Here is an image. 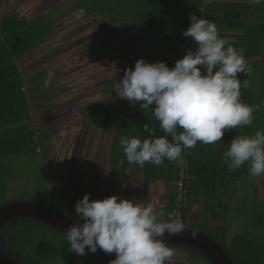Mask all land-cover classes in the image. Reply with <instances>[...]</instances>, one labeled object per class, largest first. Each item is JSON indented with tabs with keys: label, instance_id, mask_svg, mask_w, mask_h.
<instances>
[{
	"label": "trees",
	"instance_id": "1",
	"mask_svg": "<svg viewBox=\"0 0 264 264\" xmlns=\"http://www.w3.org/2000/svg\"><path fill=\"white\" fill-rule=\"evenodd\" d=\"M202 5L203 0H77L73 8L81 10L83 17L103 14L106 6L121 15H127L131 19L135 39L142 44L138 59L143 58L148 63L163 61L171 68L187 50H193L190 38L183 37L182 31L190 25V15L200 16ZM205 9V18L218 26L222 38L236 48H246L245 57L252 71L247 76L238 74V78L241 81H249L250 75L255 71L256 58H264V4H245L244 0H208ZM253 15H256L255 19H252ZM54 33L51 24L40 15L28 19L18 14H8L0 19V206L16 200L42 202L78 221L73 208L83 182V176L79 173L73 178L66 206L46 195L40 197L45 193L41 190L42 186L36 195L29 199L7 198L10 159L29 149H37L50 139L48 131L34 128L33 108L44 96L38 83L49 77L50 72L54 74L60 69L56 67L26 79L18 66L17 58L47 41ZM90 46L92 51L106 49L113 53L126 48L123 38L113 34L94 38L90 41ZM113 86L112 82L106 85L109 93L112 92ZM241 99L253 105L248 87L241 88ZM86 110L91 116H100L101 128L113 134L108 160L110 166L120 170L122 179H125L131 166L141 171L146 185L165 182L171 186L177 179L179 167L175 163L165 160L159 167L147 163L140 168L128 163L119 145L122 136L138 137L141 140L148 138V133L143 130L144 124L155 130L156 137L164 135L151 109L125 111L115 104L112 97H108L89 105ZM246 132L247 126L232 129L224 134L220 143L205 145L198 142L195 148L185 149L183 152L189 161L188 171L196 177L187 188L188 199L191 204L200 201L203 214L208 212L211 221L223 219L229 211L230 203L226 201L224 191L228 179L230 178L232 183L240 178L252 179L247 165L229 171L227 165L222 162L223 152L227 150L231 139L235 135H245ZM216 145L220 146L212 164L214 169L206 168L205 162L202 169L195 168V163L198 166L201 164L199 155H203L204 149H209L211 155L216 151ZM173 202L174 193L169 190L161 208L165 212V219ZM188 208L185 207L182 211L185 227L208 234L225 250L234 264H264V237L249 236L247 231H244L234 234L228 241V233L216 226L202 221L203 229H200L189 224L186 220ZM238 214L245 218L246 207L239 208ZM204 219L203 216L202 220ZM250 219L248 221L258 228L264 223V212L255 209ZM39 230L42 236L37 234ZM168 246L186 249L191 252L192 259L203 258L205 264H212L204 253L193 246ZM0 248L17 264H100L116 258L115 253L107 254L99 249L95 253L86 250L87 254L84 256L74 254L69 251V244L63 232L46 222L30 217L13 218L2 226Z\"/></svg>",
	"mask_w": 264,
	"mask_h": 264
},
{
	"label": "rangeland",
	"instance_id": "2",
	"mask_svg": "<svg viewBox=\"0 0 264 264\" xmlns=\"http://www.w3.org/2000/svg\"><path fill=\"white\" fill-rule=\"evenodd\" d=\"M75 2L77 0H0V19L8 14H20L28 19L40 15L55 32L47 41L17 58L23 76L28 79L60 67L51 77L38 83L44 96L33 108L34 128L48 131L50 139L45 145L10 159L7 198L29 199L42 186L45 193L40 197L46 195L66 206L73 178L79 173L83 176L81 197L90 193V200H96L118 195L153 203L161 209L166 192L173 191V185L165 182L146 185L141 171L134 166L122 179L120 170L110 166L108 160L113 134L101 128L100 116H91L86 110L89 105L108 97L125 111L141 110L139 102L130 104L118 96V81L124 69L134 67L142 44L135 39L127 15L106 6L103 14L83 17L81 10L73 8ZM106 34L121 36L126 48L118 53L106 49L92 51L90 41ZM111 82L114 86L109 93L106 85ZM248 90L253 105H264V58H256ZM247 127L245 135L249 136L264 130V106L254 113L253 122ZM228 186L232 188V202L223 219L211 221L208 212L203 214L201 203L191 204L188 199L187 222L203 229L204 216L208 219L206 224L228 233V241L244 231L249 236L264 237V223L255 228L248 221L255 209L264 212V176L240 178L233 183L230 180ZM242 207H246L245 218L238 214ZM37 234L42 236L40 230ZM190 254L186 249H175L174 257L166 264H205L203 258L195 260ZM110 261L100 264H110Z\"/></svg>",
	"mask_w": 264,
	"mask_h": 264
},
{
	"label": "clouds",
	"instance_id": "3",
	"mask_svg": "<svg viewBox=\"0 0 264 264\" xmlns=\"http://www.w3.org/2000/svg\"><path fill=\"white\" fill-rule=\"evenodd\" d=\"M250 3L261 5L264 0ZM189 20L182 36L190 38L194 51L187 50L171 68L163 61L148 63L139 58L118 81V96L151 109L164 133L156 137L155 130L144 124L148 138L122 136L119 145L129 164L159 167L167 160L183 167L185 149L195 148L198 142H221L225 132L252 124L254 113L264 106L241 99V88H247L249 81H241L238 74L247 76L252 71L246 48H236L222 38L218 26L206 18L190 15ZM222 162L229 171L247 165L252 179L264 176V130L235 135ZM90 195L76 202L79 222L64 233L70 252L79 256L86 255V250L115 253L110 264H166L174 257L175 249L165 237L185 230L174 211L165 219V212L153 203L118 195L90 200Z\"/></svg>",
	"mask_w": 264,
	"mask_h": 264
},
{
	"label": "water",
	"instance_id": "4",
	"mask_svg": "<svg viewBox=\"0 0 264 264\" xmlns=\"http://www.w3.org/2000/svg\"><path fill=\"white\" fill-rule=\"evenodd\" d=\"M17 217L39 219L65 233L67 229L79 222L61 210L36 201H12L0 206V230L9 220ZM195 233V236H193ZM169 244H186L199 249L212 264H234L225 250L208 234L190 227L179 235L165 237ZM0 264H17L9 259L0 248Z\"/></svg>",
	"mask_w": 264,
	"mask_h": 264
},
{
	"label": "built area",
	"instance_id": "5",
	"mask_svg": "<svg viewBox=\"0 0 264 264\" xmlns=\"http://www.w3.org/2000/svg\"><path fill=\"white\" fill-rule=\"evenodd\" d=\"M204 5L201 7V14L200 17L205 18V5L208 3V0H203ZM195 48L193 47V51ZM184 159H185V166L179 167L178 169V174H177V179L172 183L173 185V193H174V202L171 207V209L167 212H175L178 217L182 220L183 217V208L186 207V202L188 200L187 196V186L189 183H191L192 180H194L196 177L191 174L188 171L189 168V161L187 158V155L184 154ZM167 213H166V219H167Z\"/></svg>",
	"mask_w": 264,
	"mask_h": 264
},
{
	"label": "crops",
	"instance_id": "6",
	"mask_svg": "<svg viewBox=\"0 0 264 264\" xmlns=\"http://www.w3.org/2000/svg\"><path fill=\"white\" fill-rule=\"evenodd\" d=\"M218 1H238V0H218ZM244 3L245 4H248V3H250V0H244ZM18 15H20V14H18ZM21 16V15H20ZM256 18V15H253V18L252 19H255ZM228 132V131H227ZM226 133V132H225ZM224 133V134H225ZM218 143H220V142H218ZM219 146L220 145H216V151L215 152H213L211 155H210V151H209V149H204V151H203V155L201 154V155H199V157L201 158L200 159V162H201V164L198 166V165H196V163H195V168H198L199 170L200 169H202V167L203 166H205V165H203V163L205 162L206 163V168H210V169H214V167H212V164H213V162H214V159H215V153L218 151V149H219ZM206 152V153H205ZM206 154V155H205ZM230 178H229V180L227 181V186H228V184H230ZM232 181V180H231ZM225 187V199H226V201H229V203H231L232 202V198L230 197L231 196V194H230V189H232V188H229V186L228 187ZM171 187H172V185H171ZM170 188V187H169ZM169 190H167V192H168ZM167 192H166V194H167ZM81 194H82V192H80V194H79V199L80 198H82L81 197ZM166 196V195H165ZM199 198V197H198ZM165 199H166V197H165ZM198 203H201L200 201H198V202H196L195 204H198ZM190 206V205H189ZM190 220V219H189ZM205 220H208L207 218H205L203 221L205 222ZM220 229V228H219Z\"/></svg>",
	"mask_w": 264,
	"mask_h": 264
}]
</instances>
